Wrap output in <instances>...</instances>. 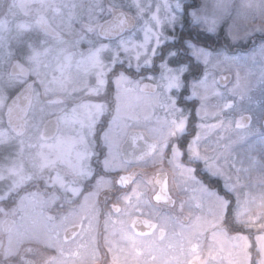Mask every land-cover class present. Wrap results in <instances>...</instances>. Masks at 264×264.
Returning a JSON list of instances; mask_svg holds the SVG:
<instances>
[{"label": "flooded vegetation", "instance_id": "obj_1", "mask_svg": "<svg viewBox=\"0 0 264 264\" xmlns=\"http://www.w3.org/2000/svg\"><path fill=\"white\" fill-rule=\"evenodd\" d=\"M242 1L247 19L253 0ZM132 7L131 0H0V91L32 92L22 188L12 189L18 165L9 180L0 164V238L10 234L0 240V264H264V27L249 32L240 17L246 34H210L187 14L181 26L175 10L154 56L133 65L129 34L142 25ZM115 11L134 19L117 35L104 29ZM173 39L180 43L167 44ZM185 41L212 55L192 56ZM208 63L221 73L218 91L205 83ZM234 74L249 76L245 85ZM143 104L156 113L150 131L148 121L132 119ZM5 110V140H18ZM132 132L143 134L134 144ZM144 134L156 143L151 154ZM4 146L0 138V161L9 155ZM27 193L48 236L42 244L30 235L21 252L14 243L23 231L14 226Z\"/></svg>", "mask_w": 264, "mask_h": 264}, {"label": "rangeland", "instance_id": "obj_2", "mask_svg": "<svg viewBox=\"0 0 264 264\" xmlns=\"http://www.w3.org/2000/svg\"><path fill=\"white\" fill-rule=\"evenodd\" d=\"M214 0H206L204 3L207 4L209 8H211ZM226 2L231 6V10H233L234 14L237 13L238 15L233 16H238V20H240V17H243V25L245 26L246 24H252V26H248L246 29L250 32L252 30L257 29L256 26H258L260 29L264 27V0H253L250 3L253 4V9L255 11L251 12L250 17H247V19L244 18V12L241 15L239 12V9L237 5H240L243 3L242 0H226ZM179 3L177 1L171 2L169 0H131V7L132 9L136 10L137 13H139V19L140 23L142 25L141 31H143L142 34L137 35L138 31H133L131 34H129V37L131 39V49H130V59L132 64H136V61L140 58H144L147 56L153 57L154 54L157 52V45L156 43L159 40V36L164 35L163 31H165L166 26L168 25V21H170L173 18V15L175 14V10H179L178 6ZM244 4V3H243ZM240 8V7H239ZM237 23L233 27L232 31L229 32L226 30L227 26H225L224 31L228 34V36H235V35H243L245 33L244 28L241 29L242 26H239ZM246 21V23H245ZM258 22H263L260 24H256ZM165 29V30H164ZM246 30V31H247ZM246 34V33H245ZM136 36H143L146 38V43H141L140 41L137 40ZM119 40H123V37H121ZM212 63H208L205 65V68L207 69L208 72V81L205 80V83H208L211 85V87L214 90H219L218 85H217V77L221 75L220 71H218L216 68H214L215 65H211ZM261 77V76H260ZM241 75L240 74H234L233 80H237V82H241L245 85L247 82L248 78L245 76L244 80H241ZM256 83L253 84L252 87L255 90L257 87H260V82L255 81ZM251 88H248L244 90L245 97L247 95H253L254 92ZM232 88V87H231ZM15 91H0V117H4V121H6L7 118V112L5 110L4 114L1 115L2 111L6 106L8 105V102L10 99L15 95ZM46 93H43L45 95ZM52 94H61V92H55ZM244 97V105L252 104V98H245ZM137 107L140 108V111L132 114V119L134 122H139L142 120V123L144 124L146 121H148L147 124V131H150V118H152L154 115H156L154 108L147 107L145 104L143 105H138ZM135 115H141L143 116L142 119L138 118ZM3 122L0 121V138L3 139L4 147L6 148L9 147V155L2 158L0 161V164L2 165V168L4 170V173L8 175L9 180H11V173L13 171V168L18 165L19 169V174L18 177L14 183V187L12 188L13 190H16L18 187L22 188L23 185L26 183V177H27V172H28V166L30 162V157H31V149L29 147V141H31V130H32V123L30 120V117L28 115V111L26 110L25 112V118H24V124L21 126H16L19 127V139L15 141L13 140H8L6 141V132H9L6 127H4ZM12 146H14V149L18 153V156L15 158L11 156V149ZM43 151L39 153V156H43ZM246 174V172H245ZM12 185V184H11ZM6 187V186H5ZM9 188V187H8ZM31 199L30 195L27 193L23 195L20 198V204H19V209L23 213L20 215L19 220H17V223L14 227L17 226V229H20L23 231V237L21 238V242H15L14 243V250H19L23 252L22 250H25L30 242L29 237L30 235L34 236L36 240H38V243L44 244L46 242L45 237L47 238L48 233H47V228L45 227L44 224V217L43 215H37L36 218L34 219L32 214L30 213L31 211ZM264 211V209H263ZM243 222H245L244 226L251 227V225L246 224V223H251L249 221H246V219H243ZM31 223H36L31 225ZM262 226V225H260ZM30 229V230H29ZM14 232L17 233V230ZM3 238H0V240H5L7 237H10V234H5L4 232ZM6 247V246H5ZM14 256L16 253L10 252ZM180 264H185L183 261L180 262Z\"/></svg>", "mask_w": 264, "mask_h": 264}, {"label": "snow or ice", "instance_id": "obj_3", "mask_svg": "<svg viewBox=\"0 0 264 264\" xmlns=\"http://www.w3.org/2000/svg\"><path fill=\"white\" fill-rule=\"evenodd\" d=\"M180 12V22L183 26L184 16L187 14L191 18V23L200 27L203 31H206L210 34L218 33L220 30L225 29L231 32L235 24L237 23L238 16H233L231 6L226 2V0H214L211 8L207 6L203 0H181V3L178 5ZM175 25H173L174 30ZM264 38V37H262ZM179 41L169 40L167 44L176 45L179 44ZM181 47H186L192 49V56L197 58L203 56L205 60L212 55L210 51H206L203 47L197 49L193 47L190 41H185L181 44ZM168 52L162 51L161 56L167 55ZM172 55L175 56L177 62L183 63L184 57L181 55L179 50L173 49ZM192 56L187 57L188 60H191ZM183 99V97L181 98ZM180 101H178L179 103Z\"/></svg>", "mask_w": 264, "mask_h": 264}, {"label": "water", "instance_id": "obj_4", "mask_svg": "<svg viewBox=\"0 0 264 264\" xmlns=\"http://www.w3.org/2000/svg\"><path fill=\"white\" fill-rule=\"evenodd\" d=\"M126 24H129V27L134 25V19L127 13L122 11H115L112 19L107 22L104 26L106 30L115 31V35L120 34L123 31V28ZM228 80V78L226 79ZM32 92L28 88H23L10 99L8 102L9 106V116L7 124L9 126H21L24 124V111L29 105ZM140 135H143L140 132H132L129 136V141H132V144L138 139ZM145 138L148 139L149 145L151 146L148 154H151L156 150V143L150 140L145 134Z\"/></svg>", "mask_w": 264, "mask_h": 264}]
</instances>
